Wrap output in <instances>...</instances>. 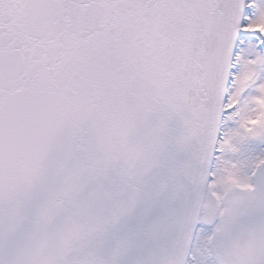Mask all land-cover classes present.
I'll list each match as a JSON object with an SVG mask.
<instances>
[{"label": "snow or ice", "instance_id": "6c2138e0", "mask_svg": "<svg viewBox=\"0 0 264 264\" xmlns=\"http://www.w3.org/2000/svg\"><path fill=\"white\" fill-rule=\"evenodd\" d=\"M0 264H264V0H0Z\"/></svg>", "mask_w": 264, "mask_h": 264}]
</instances>
